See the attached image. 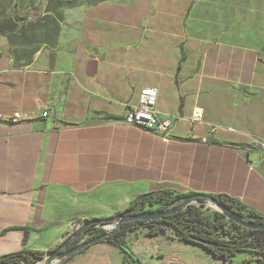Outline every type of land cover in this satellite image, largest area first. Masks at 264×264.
Masks as SVG:
<instances>
[{
  "label": "crops",
  "instance_id": "obj_1",
  "mask_svg": "<svg viewBox=\"0 0 264 264\" xmlns=\"http://www.w3.org/2000/svg\"><path fill=\"white\" fill-rule=\"evenodd\" d=\"M145 87L167 137L124 122ZM15 112L29 119L0 124V257L45 264L86 220L161 190L264 217V0H0V114ZM55 264L132 262L99 242Z\"/></svg>",
  "mask_w": 264,
  "mask_h": 264
},
{
  "label": "trees",
  "instance_id": "obj_2",
  "mask_svg": "<svg viewBox=\"0 0 264 264\" xmlns=\"http://www.w3.org/2000/svg\"><path fill=\"white\" fill-rule=\"evenodd\" d=\"M92 1L97 2L99 0ZM194 194L192 192L174 193L170 190L150 192L138 196L128 209L113 217H116L115 221H117L119 219L118 216L126 213L138 215L150 212H166L180 205ZM214 197L222 206L238 213L247 221L264 226V217L247 209L242 203L225 195H216ZM198 202L201 203L200 206L196 205V203L191 204L180 212L160 220L124 223L115 234L105 237L101 242H110L117 246L127 255L132 264H143L142 260L130 248L127 241L128 234L141 228H148L150 236H157L160 230L170 228L180 241L199 246L216 259L230 262L240 253H250L256 255L259 262L264 264V230L246 229L230 221L223 213L218 211L215 212V217L211 219L203 211L207 201L199 200ZM75 232L65 242L72 240ZM106 233L105 229L101 227H89L69 248L77 245L80 240L87 236L89 240ZM57 249L50 252V255ZM66 250L61 249L60 252L62 253ZM44 256L45 254L42 252L20 251L1 256L0 264H36L42 261ZM71 257L65 258L63 261H67Z\"/></svg>",
  "mask_w": 264,
  "mask_h": 264
},
{
  "label": "rangeland",
  "instance_id": "obj_3",
  "mask_svg": "<svg viewBox=\"0 0 264 264\" xmlns=\"http://www.w3.org/2000/svg\"><path fill=\"white\" fill-rule=\"evenodd\" d=\"M196 205L201 203L197 201ZM203 211L211 219L217 212L208 203ZM127 241L143 264H263L250 253H240L230 262L216 259L203 248L180 241L170 228L160 230L157 236H150L148 228H141L128 234Z\"/></svg>",
  "mask_w": 264,
  "mask_h": 264
},
{
  "label": "water",
  "instance_id": "obj_4",
  "mask_svg": "<svg viewBox=\"0 0 264 264\" xmlns=\"http://www.w3.org/2000/svg\"><path fill=\"white\" fill-rule=\"evenodd\" d=\"M199 200H206L207 203L215 209L218 212L223 213L227 219L230 221L251 230H264V226L256 223H252L244 219L241 215L238 213L222 206L219 201L213 196L208 195L204 193H197L190 197H188L183 203L176 206L175 208L166 211V212H150V213H141L138 215H132L129 213H126L125 215L118 216V220L115 221L116 217H109V218H103V219H91L88 221H85L82 223L76 230L74 234V238L70 241L65 242L59 249H57L55 252H53L49 259H47L45 264H55L57 260H62L68 257H71L75 255L76 253L87 249L90 246H93L99 242H101L105 237L115 234L122 224L128 223V222H137V221H156L163 219L165 217L174 215L187 206L191 204H195ZM113 222V223H111ZM89 227H101L105 229L107 232L105 235H101L98 237H95L93 239H82L80 242H78L77 245L69 248L76 240H78L83 232L89 228ZM61 249H67L65 252H60Z\"/></svg>",
  "mask_w": 264,
  "mask_h": 264
},
{
  "label": "built area",
  "instance_id": "obj_5",
  "mask_svg": "<svg viewBox=\"0 0 264 264\" xmlns=\"http://www.w3.org/2000/svg\"><path fill=\"white\" fill-rule=\"evenodd\" d=\"M157 100H158V89L156 87H145L139 93V102L136 106L128 109L124 122L128 126L139 128L143 131L150 133L163 134L167 137L171 122H161L157 116ZM42 116L45 118L48 113H43ZM29 117L15 112L10 115L0 114V124L7 128H14L18 123L28 120ZM203 119V110L195 109L190 118L193 124L201 123ZM219 126H212L211 132L219 129ZM202 142H207V139H202Z\"/></svg>",
  "mask_w": 264,
  "mask_h": 264
},
{
  "label": "flooded vegetation",
  "instance_id": "obj_6",
  "mask_svg": "<svg viewBox=\"0 0 264 264\" xmlns=\"http://www.w3.org/2000/svg\"><path fill=\"white\" fill-rule=\"evenodd\" d=\"M85 239H87L88 240V238L86 237Z\"/></svg>",
  "mask_w": 264,
  "mask_h": 264
}]
</instances>
